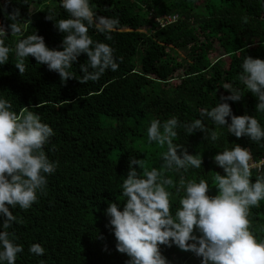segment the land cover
I'll return each instance as SVG.
<instances>
[{"label":"trees","instance_id":"16d2710c","mask_svg":"<svg viewBox=\"0 0 264 264\" xmlns=\"http://www.w3.org/2000/svg\"><path fill=\"white\" fill-rule=\"evenodd\" d=\"M4 3L0 0V5ZM91 6L99 15L119 19L111 41L89 29L93 40L115 49L116 71L106 70L97 81L82 83L79 65L86 62V53L74 62L70 69L74 76L67 81L32 56L24 60L23 73L15 66L14 52L0 65V96L18 115L32 111L53 128L44 150L57 163L44 193L29 209H10L17 221L8 231L23 245L16 264H126L130 258L116 249L105 209L113 202L123 208L121 185L131 157L142 159L149 169L162 166L166 146L147 141L152 119L176 116L181 124L191 122L201 109L210 110L230 94L222 86L229 83L243 95L239 101H228L233 114L256 116L264 126V114L255 110L257 98L239 80L247 55L264 59L261 0H91ZM17 8L22 28L17 36H11V21L0 10V27L9 35L6 44L14 48L17 39L36 31L47 46L62 49L65 34L47 18L48 12L56 20L68 17L60 0L7 3L8 12ZM175 15L165 25L158 21ZM205 123L220 133L216 141L206 138L204 131L189 134L183 127L173 140L190 154L202 156L200 168L166 172L173 179L169 188L173 213L184 194L181 181L205 179L209 194L218 192L214 176L224 173L213 157L226 147H247L250 179L264 178V162L258 165L264 160V140L237 138L226 126ZM249 219L257 238L264 239V200L250 209ZM32 243H40L44 254L30 253ZM160 250L169 264H201V257L176 245H161Z\"/></svg>","mask_w":264,"mask_h":264},{"label":"clouds","instance_id":"9594fccd","mask_svg":"<svg viewBox=\"0 0 264 264\" xmlns=\"http://www.w3.org/2000/svg\"><path fill=\"white\" fill-rule=\"evenodd\" d=\"M8 2L5 0L0 10L11 21L8 26L11 36H17L22 32L18 23L20 11L17 8L8 12ZM60 6L69 14L67 18L56 20L51 12L47 18L55 20L57 29L65 34L62 49L47 46L44 37L36 31L17 39L13 48L5 43L9 35L0 27V65L8 62L10 53L14 52L15 66L23 73L24 60L32 56L38 64H45L62 81H67L74 76L70 71L74 62L86 53V62L79 65L82 83L97 81L106 70L116 71L119 63L115 49L109 43L93 40L89 29L111 41L119 19L97 14L91 0H60ZM241 69L240 82L257 98L256 112L264 114V59L247 55ZM222 86L230 94L222 96L221 102L210 110L201 109L199 118L191 122L181 124L176 116L150 121L147 141L167 149L159 169H149L142 159L130 158L129 171L121 185L126 202L122 209L117 202L109 203L105 209L116 238V249L130 258L126 264H169L161 253V245L192 251L202 258L201 264H264V239L257 238L249 219L250 209L259 207L264 200V178L257 177L254 182L250 179L251 153L247 147L235 144L215 154L214 163L224 173L214 176L213 183L218 189L215 195L209 194L210 185L205 179L189 180L186 184L181 181L184 194L180 206L174 213L170 211L173 194L169 188L173 179L166 172L187 171L202 165L201 155L190 154L173 143L178 127L189 134L204 131L205 137L214 142L220 133L206 126L205 121L210 120L218 127L226 126L227 132L237 138L264 140V126L256 116L233 114L228 101H239L243 96L241 90L229 83ZM53 134V128L38 114L27 111L18 115L11 102L0 96V217H3L0 264H16L17 255L23 251V245L8 231L17 221L10 209L18 206L27 210L44 193L48 174L57 167L44 150ZM29 252L41 256L45 249L40 243H32Z\"/></svg>","mask_w":264,"mask_h":264},{"label":"built area","instance_id":"2783aa9c","mask_svg":"<svg viewBox=\"0 0 264 264\" xmlns=\"http://www.w3.org/2000/svg\"><path fill=\"white\" fill-rule=\"evenodd\" d=\"M176 17H177L176 15L175 16H172V17L165 16V17H163V19L161 18L158 21H160L163 25H165V23H167L168 20H175ZM263 162H264V160L260 164H258V165H261ZM251 165L254 166L256 164L252 162Z\"/></svg>","mask_w":264,"mask_h":264},{"label":"rangeland","instance_id":"374dc122","mask_svg":"<svg viewBox=\"0 0 264 264\" xmlns=\"http://www.w3.org/2000/svg\"><path fill=\"white\" fill-rule=\"evenodd\" d=\"M211 1H213V2H219L220 0H211ZM34 9V7L32 8V10Z\"/></svg>","mask_w":264,"mask_h":264}]
</instances>
